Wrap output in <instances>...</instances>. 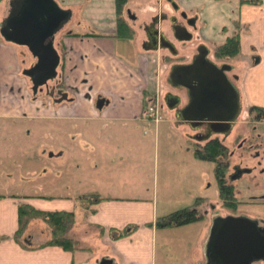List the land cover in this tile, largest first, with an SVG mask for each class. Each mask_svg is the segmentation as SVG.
<instances>
[{"label":"crops","instance_id":"1","mask_svg":"<svg viewBox=\"0 0 264 264\" xmlns=\"http://www.w3.org/2000/svg\"><path fill=\"white\" fill-rule=\"evenodd\" d=\"M56 1L61 5L63 0ZM67 1L75 3L69 5L74 12L69 25L77 21L78 27L83 25V21H88L104 31H114L109 36L96 37L71 30L61 38L63 58L59 67V81L64 88L66 85L77 87L79 91L75 97L69 91L68 99L62 102L44 101L42 96L34 97L30 92L31 83L22 73L28 68L24 63L27 58L25 51L30 53L29 50L6 42L0 36V86L10 77V85L18 83L30 95L29 100L26 98L25 101L32 107L21 112H3L0 109V125L5 129L8 123L13 125L16 121H24L34 130L28 127L23 132L38 133L39 136L34 138L35 144L30 147L33 149L30 154L17 147L20 154L29 156V164L40 162L48 154L49 149L45 146L42 150L38 149L40 144L35 146L41 137L45 144L47 135H54L55 142L51 147L56 149L59 159L58 191L55 190L52 195L42 194L34 184L18 189V193L0 192V264H93V261L103 257L114 259L117 264H153L154 239L159 228V177L153 172V164L158 163L160 143L156 141V136H149L151 130L148 128L157 125V135L162 122L158 124L147 117L145 99L154 86L152 61L157 52L143 48L145 36L142 40H136V49L128 48L133 54L130 62L115 53L117 40L135 41L134 36H117V0H90L85 3L86 9H83V4L75 7L79 1ZM181 1L183 6L185 3L189 10L199 14L201 38L206 42L218 45L236 34L240 36L243 59H238L237 64L240 67L249 64L238 83L242 106L264 109V0L257 3L244 0ZM10 2L4 0L0 4V7L4 4L0 13V28L10 13ZM85 15H90L88 17L91 19H85ZM255 56L261 57V63L257 66L252 64ZM105 61H108V67H105ZM104 77L111 79L105 81ZM87 86L93 89L89 91ZM102 100L104 103L99 107ZM81 125L84 127L78 129ZM3 133L7 138H0V155L5 153L4 158L9 159L6 150L15 147L14 138L9 139V135L13 134L8 129ZM186 135L190 139V135ZM197 143L191 141L188 144L195 148ZM194 155L196 161H204L198 159L195 152ZM42 171L47 172L43 167ZM70 172L72 180L65 175ZM32 174L26 171L20 179L8 172L5 176L7 181L13 183L17 180L30 181L28 179ZM147 175L151 184L144 195L142 179ZM205 192L212 195L209 190ZM218 197L216 183L215 197L209 206L218 207ZM88 199L91 200L85 206L82 201ZM22 204L39 211L75 212L76 225L70 237L76 240L79 250L69 251L60 246L46 245L50 236L39 232L41 225H46L40 220L30 224L22 242L16 240ZM80 204L84 206L83 209ZM208 227L202 230L201 240ZM76 235L81 238H75ZM81 240L83 243L89 240L94 247L99 245L100 248H97L101 251V258L92 260L90 256H79L86 251L92 252L91 248L80 246ZM200 257L198 261L203 263L204 259Z\"/></svg>","mask_w":264,"mask_h":264},{"label":"rangeland","instance_id":"2","mask_svg":"<svg viewBox=\"0 0 264 264\" xmlns=\"http://www.w3.org/2000/svg\"><path fill=\"white\" fill-rule=\"evenodd\" d=\"M63 1L61 2L63 8L65 7L68 9L71 8L69 7V5L75 4V3L72 4V2H68L67 0H63ZM78 1L79 3L76 4L75 7H77V5L79 4H83V9H86L87 7L85 6V3L90 2V0H76V3ZM129 1H131L130 3L132 10L136 14H138V17L140 18V21L135 23L133 27V29L136 30L134 31L133 34L134 35L133 39L135 41L133 43H129L125 40H117L116 49H115V53L119 57H121L122 59L128 62H130V58L133 55L129 49L131 50L136 49L137 48L136 40L139 39L142 40L145 37L143 30H140L139 26L143 23L150 24L151 18L153 16H155L158 13H163L166 15L168 20L162 23V31H165L168 37L172 38L171 22L168 16L173 14V9L165 0H129ZM2 2L3 0L2 1L0 0V4ZM184 6L186 7L185 3ZM186 8L189 10L188 7ZM3 9H4V4H2V6L0 7V13L3 12ZM76 12H77V8H76ZM88 16L90 15H85V19L90 18ZM77 24H78L77 21H74L72 25H68L67 27H65L62 34H60L56 39V48L60 53L63 54L61 38L63 37V35L70 32L71 30L72 31L78 30L83 34L85 33L93 34L96 37L109 36L114 33V31L109 29L104 31V29H100L97 26L90 24L88 21H83V25L76 27ZM197 44H198L197 36L195 35V38L192 42L184 43L183 45L177 44L179 58L172 57L173 55L165 50L158 52V54H156L153 57L152 62L154 67H153L152 81L154 86L151 88L150 92L147 93V95L150 93L152 95L156 94V89H158L161 96L160 98L161 105H165V97L167 96V94H174L180 96L182 98V106H184L187 103L188 99H187L186 90H175L171 88V86L167 84L166 78L169 74L170 67L173 65L172 64L173 62L191 61L192 54L195 53ZM211 45H209V47L213 48V46H215L214 43L213 46ZM25 53L27 58L22 54L23 57L26 58V63L24 64L30 67L35 63V59L32 56V54L26 51ZM109 55L110 53L108 54V56ZM28 56L30 57L29 59L30 61L28 60ZM241 56L239 58L234 59L233 61V63L236 65V71H234V73H237L238 75H242L243 73H245L247 68L249 67V66L247 67V65L249 64H246L245 66H241V67L239 66V64H237L238 59L241 60L243 59V56L242 57ZM217 59L219 61L223 60L220 58ZM253 59H254L252 63L253 65L257 66L258 64L261 63L260 56H255ZM249 63H251V57H249ZM105 67H108V61H105ZM106 79L110 81L111 78L104 77L105 81ZM10 80L11 78L9 77L0 86V109H2L3 112H21V111H26V109L32 108L30 107V105H28L29 103L25 101L26 98L27 100H29L30 95H28L27 92H25L24 88L21 85H18V83L15 84L14 86L10 85L8 83V81ZM54 84L50 83V89L48 94L51 92V88H52L51 86H53ZM88 88L89 91L93 89L91 86ZM65 89L67 90V92L69 91L72 96L74 95V97L77 95V92L79 91L77 87L70 88L69 85H66ZM31 94L33 95V92H31ZM48 94L44 88L41 94L38 93L36 97L42 96V99L44 101H49L51 99L49 98L50 96ZM150 99H151L150 95L145 99V109L149 108ZM249 110L250 109H248L246 106L244 105L242 106V113L236 123L234 132L232 136L226 141V143L231 146L230 151L233 148H235L234 145H231V142H233L234 140H236L237 142L238 140L237 131L239 129L243 130L244 135L253 136L254 141L255 139H257V134L254 132L261 133V135L264 137V123L258 125L257 131H254V129H252V126H249L247 128L244 127L243 123L245 120L248 119L247 115L249 113ZM254 114H257V111ZM161 115L163 116L164 119L163 121H161L162 123H160L159 125L157 135H156V127H155L157 125L154 124L153 126H151L152 128L151 127L148 128L151 130L149 136L150 137L152 136L153 138L154 136H156L157 139L156 141L160 143L158 149L159 155L157 158L158 163L155 164V166L157 165V167H155L153 164V172H155V175L157 174L159 177V184H158L159 221L161 218L169 216L170 214L176 211L190 207H193L194 210H197L199 212H204L203 214L205 216V213L206 214L209 213L207 212V209L209 207V202L213 201L214 200L213 197H215L216 179L214 175V164L208 161H199V162L196 161L194 155L195 148L192 145H189L188 143H191V141L194 142V144L198 142L195 139V135L197 132L195 133L189 126L180 122L181 120L177 119V115L175 114V112L170 111L166 106H163V109L161 110ZM8 124L9 126H7L5 129L0 125V138L2 137L7 138L6 133H3V131H6V129H8V131L11 134H13L12 136L9 135V139L14 138L13 146L15 147L6 150V152H9V159L4 158L5 153L3 155H0V192L18 193V189H23L25 186L30 184L36 185L42 194L51 193L50 195H52V193H55V190L58 191L56 182L58 178L57 170H58L59 159L56 157L57 154L56 149L51 147L55 142L54 140L55 138H53L54 135H50V136L47 135L45 144H43L42 137L40 136L41 137L40 142L37 143L35 146H38V144H40L38 149L41 150L45 146L46 149H49L48 154L46 155V157H43V159L40 160V162L29 164L27 162L29 156H27L26 153L25 155L20 154L21 151L17 147L23 148L22 151L28 152V154H30L33 151V149H30V147L31 145L35 144L34 138L39 136L38 133L36 134V132L34 131L23 132L28 127L30 130L32 129L34 130V128H32L31 125L25 124L24 121L23 122L16 121L12 123L13 125H11L10 123ZM83 127L84 126L81 125L78 127V129ZM142 134H144V128ZM186 134L190 135L191 141L190 139H188V136ZM27 143L29 145L25 149L24 147ZM196 145L199 144L197 143ZM249 152L250 149L247 152H243V154L247 156H251V153ZM239 161L240 159L238 158V154H237L232 159V163H238ZM42 167L43 170L46 168L47 170L46 173H44L43 171L41 172ZM26 171L27 172L31 171L33 173L31 177L28 179L30 181H19L16 179L17 181L12 183L11 180L9 181L6 180V176H5L6 172L13 174L14 178L20 179L19 177L24 175ZM229 171L230 172L232 171V167ZM72 173H74V171ZM65 175L68 177L69 180H72L73 175H71V172L69 173V175L68 174ZM1 178H3V181L1 180ZM142 182L144 185L143 194L145 195L147 193V187H150L148 185L151 184L149 176L148 175L145 176L142 179ZM259 182L261 184L259 187L258 186L253 188L248 187L244 192L242 191V195H244L242 199L246 201V203L251 201L250 195L256 196L257 199L264 198V178L259 180ZM19 185L21 186L18 187ZM44 189L46 192L44 191ZM205 190L206 191L209 190L210 193H212V195L206 193ZM199 199L201 200L200 202ZM218 199L220 201L219 197ZM89 200L91 199H88V201H82V203L86 206L89 203ZM257 202H258L257 203L258 206L255 207L256 210L258 212L264 213V203H261L259 201ZM220 207L222 206L219 204V206L216 207V210H218ZM80 208L83 209L84 206L80 204ZM219 212L225 213L222 208H220ZM209 223H210V218L206 216V219L204 218L203 221H197L188 225H183L179 227L173 226L171 228H162V227L158 228L157 235L154 239L155 248L153 253V264H201L198 261L201 258L200 256H202L200 252L202 240L199 237L202 236L201 233L203 227L208 225ZM33 227H37V226L33 225ZM39 232L44 236H51L50 230L44 224L41 225V227L39 228ZM75 238H81V237L79 235L78 236L76 235ZM81 241L82 242H80L81 243L80 246L84 248L89 247L92 249V252L86 251L84 254L79 256L85 258L90 256L93 258L92 260L96 258H101L100 257V255H102L101 251L100 249L97 248L99 247V245L94 247V245H92V243L89 242V240L87 241V243H83L84 242L83 240ZM102 259H97L93 261V264H100ZM83 261L85 262V259Z\"/></svg>","mask_w":264,"mask_h":264},{"label":"water","instance_id":"3","mask_svg":"<svg viewBox=\"0 0 264 264\" xmlns=\"http://www.w3.org/2000/svg\"><path fill=\"white\" fill-rule=\"evenodd\" d=\"M174 8L180 6L169 0ZM10 13L0 28V35L9 43L26 47L36 62L23 70V75L30 79L33 94L36 96L44 88L50 89V83L59 77L58 69L62 57L55 46L57 34L73 17L72 9L63 8L56 0H11ZM186 15V14H185ZM187 16V15H186ZM198 18H195V22ZM175 23L176 20L172 19ZM193 21V26L196 23ZM174 36L178 41L189 42L194 36L187 28L174 25ZM164 42V43H163ZM162 48H167L177 55L176 46L162 35ZM210 51L206 47L199 48L198 55L190 64H174L169 74L172 87L184 88L188 102L182 105V98L173 94L166 96V105L176 110L177 119L184 122L193 131L202 126L221 127L215 133H228L239 118L242 111L240 89L229 79L228 73L233 66H219L209 58ZM56 94L52 87L50 97ZM61 98L57 102L68 99V93L57 91ZM171 101L173 104H171ZM99 102V107L103 105ZM208 138V137H206ZM205 138V139H206ZM195 139H204L197 134ZM239 174L251 172L248 168L235 167ZM256 221L246 217H219L215 220L210 244L234 243L235 252L232 258L209 259V264H255L264 262V237L260 235ZM218 251H221L219 249ZM263 253L259 256L257 253ZM100 264H117L114 259L105 257Z\"/></svg>","mask_w":264,"mask_h":264},{"label":"flooded vegetation","instance_id":"4","mask_svg":"<svg viewBox=\"0 0 264 264\" xmlns=\"http://www.w3.org/2000/svg\"><path fill=\"white\" fill-rule=\"evenodd\" d=\"M165 1L173 9V14L168 16V18L171 22L172 38H169L168 35L166 34V32L162 31V23L165 22L166 20H168L166 15L163 13H158L151 18L150 24H144L143 23L139 26V29L143 30V32L146 36V40H144V42H143V48L147 49V50L154 51V52L156 51L157 54H158V52L164 51V50L171 53V51L169 49L161 47L162 46V35H164L168 41L172 42L176 46V49H177V44L183 45L184 43H190L194 40L195 35H196L198 44L196 45L195 53L192 54L191 61H189V62L175 61L172 64L173 65L174 64H190L194 60L195 56L198 55L199 48L206 47L210 51L209 58L212 61H214L216 64H218L219 66H221L223 64H228V65L233 66V69L228 73V77L239 88L238 83L240 80V75H238L237 73H234V71H236V65L233 63L234 60L220 58L223 60L219 61L217 59L218 57L216 56V46H218V45L213 46L201 38L202 26L198 23L199 18H200L199 14L193 13L191 10H188L185 7H183L182 2L179 0H174L180 6V8L178 10H176L174 8V6L172 5L171 2H169V0H165ZM130 2L131 1L128 0L127 3L124 5L123 11H122V17H124L130 23V25L133 28L135 23L140 21V18L138 17V14H136L132 10ZM117 12H118V6H117ZM73 17H74V12H73ZM73 17H72V19H73ZM195 18H198V20L196 22H195ZM172 19H175L176 22L173 23ZM71 20L68 22V24L65 27H67L70 24ZM193 21L196 23V27L193 26ZM118 23H119V13H118ZM174 25H180L182 27L187 28L190 32L193 33V36H194L193 40L189 41V42L178 41L174 36V30H173ZM64 28L57 34L56 39L58 38V36L60 34H62ZM134 31H136V30L134 29ZM56 39H55V46H56ZM209 45L213 46V48L209 47ZM177 51H178V49H177ZM60 55H61V53H60ZM61 57L63 58V56H61ZM172 57L179 58L178 53H177V55H173ZM213 58H214V60H213ZM171 67H170V71H171ZM170 71H169V74H170ZM169 74L166 78V81H167V84H169V86H171V84L169 83ZM54 83H56V84H54ZM52 84H54V85L51 87H56L57 91L62 90L64 93H69L66 91V89L64 88L62 83L59 81V77ZM171 88H173L175 90H186V89L180 88V87L176 88V87L171 86ZM48 92L49 91H47V94H48ZM156 95H157V98H159L160 92L158 89L156 90ZM175 96H178V95H175ZM49 98L51 99V101L57 102V100H59L61 98V95L57 94V92H56L54 97H49ZM187 102H188V100H187ZM241 103H242V101H241ZM171 104H173L172 101H171ZM165 106L167 107L166 97H165ZM181 107H182V105L180 106V108ZM168 109L170 111H174L175 114L177 115L176 110H171L170 108H168ZM241 113H242V111H241ZM254 113L255 112L252 110V108H250L249 113L247 115L248 119L244 121L243 125L245 128L252 126V129H254V131H257L258 125H260L261 123H264V118L259 113H257V114H254ZM240 116H241V114H240ZM240 116H239V118H240ZM180 122H182V121H180ZM182 123L185 124L184 122H182ZM236 123H237V121L234 123L233 127L231 128V130L228 133H224V132L223 133H215V130H223V129L221 127H214V126H208V125H204L198 131H194L195 133L197 132L196 134L200 138L204 139L202 142H198L199 145L201 144L203 149H205L210 143L218 142L222 146H224L226 149L229 150L228 155L226 157L221 156L219 158V164L221 166L226 165L227 169H228V172L226 173L227 182H226L225 186H227L228 189H230V191L226 196H222L220 194V191H219V198L221 201L220 205L222 206L220 208H222L225 213L219 212L220 208L218 210H216V206H209L207 209V212H209V213L208 214L205 213V216L203 214L204 212L198 211L199 212V220H197V221H203L204 218L206 219V216H208V218H210V223L208 224L209 225L208 231L202 240L201 248H200L201 255L204 259V262L201 264H209V259L232 258L233 256L235 257V255H233L235 253V252H233V250L235 249L234 243H232V244L231 243H226V244L222 243V244H220L221 247H219V245L217 247H214V246L212 247L210 244V238L212 235V230H213V227L215 225V220L217 218L228 217V216L246 217L248 219L256 221L258 227L260 229L261 228L264 229V213L258 212L255 208L256 206H258L257 201L264 203V198L263 199H257L256 196L250 195L251 201L247 202V203H246V201H244L242 199V197H244V195H242V191L244 192L246 190V188H248V187H252V188L257 187V186L259 187L261 185L259 180L264 178V137L261 135V133L254 132L257 134V139H255V141H254L253 136H246L243 134L244 133L243 130L239 129L237 131L238 132L237 133V138H238L237 142H236V140L231 142V145H234L235 148H233L230 151L231 146L228 145L226 143V141L232 136L234 129H235V126H236ZM206 137H208V138H206ZM249 149H250L249 153H251V156H247V155L243 154V152H247ZM237 154H238V158L240 159V161L238 163H232V159ZM249 158H251V159H249ZM232 164H233V166H232ZM231 167H232V171L230 172L229 170L231 169ZM235 167L248 168L251 170V172L248 174L242 175V174H239V172H236L234 170ZM206 226H204L202 230H205ZM260 235H262V237H264V232H260ZM219 249H221V251H218ZM257 254L259 256H261L263 253L259 252ZM255 264H264V262H257Z\"/></svg>","mask_w":264,"mask_h":264},{"label":"trees","instance_id":"5","mask_svg":"<svg viewBox=\"0 0 264 264\" xmlns=\"http://www.w3.org/2000/svg\"><path fill=\"white\" fill-rule=\"evenodd\" d=\"M2 1V0H1ZM4 1V0H3ZM128 0H117L119 24H118V37L130 38L134 36V29L130 23L122 17L124 5ZM248 3H257L259 0H244ZM241 42L240 36L234 35L228 38L222 44L216 46V56L218 58L234 60L241 56ZM152 97V94H150ZM152 102V101H151ZM254 112L257 111L264 118V110L258 107H252ZM196 157L200 160L208 161L214 164V175L220 194L226 196L230 189L225 186L227 182L226 173L228 172L227 166L219 164L221 156L228 155V149L218 142L210 143L205 149L201 145H195ZM20 225L15 234V239L22 242L23 236L29 229L30 224L35 220H40L46 224L50 230V239L46 245L60 246L69 251L79 250L76 240L70 237V233L76 225V213L68 211H39L34 207L22 204L20 206ZM199 220V212L192 208H186L176 211L169 216L161 218L157 222V227L167 228L173 226H183L196 222ZM163 222V223H162ZM5 239V238H2ZM23 245V244H22Z\"/></svg>","mask_w":264,"mask_h":264},{"label":"built area","instance_id":"6","mask_svg":"<svg viewBox=\"0 0 264 264\" xmlns=\"http://www.w3.org/2000/svg\"><path fill=\"white\" fill-rule=\"evenodd\" d=\"M159 106H160V103H159V100L158 98L156 100H154V104H152L148 111L150 114H154L157 118V121H159L160 119V116H159Z\"/></svg>","mask_w":264,"mask_h":264},{"label":"bare ground","instance_id":"7","mask_svg":"<svg viewBox=\"0 0 264 264\" xmlns=\"http://www.w3.org/2000/svg\"><path fill=\"white\" fill-rule=\"evenodd\" d=\"M239 119V118H238ZM238 119H237V121H238Z\"/></svg>","mask_w":264,"mask_h":264}]
</instances>
